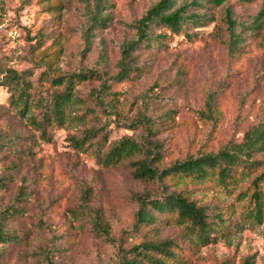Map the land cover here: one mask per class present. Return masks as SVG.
Returning <instances> with one entry per match:
<instances>
[{
  "label": "rangeland",
  "instance_id": "rangeland-1",
  "mask_svg": "<svg viewBox=\"0 0 264 264\" xmlns=\"http://www.w3.org/2000/svg\"><path fill=\"white\" fill-rule=\"evenodd\" d=\"M86 1L90 0H0V66L25 70L33 99L47 95L53 73L93 69L100 76L75 85L68 118L60 127L47 126L49 139L40 136L9 103V91L0 84V138L16 133L13 148L33 149L24 157L11 148L0 149V172L11 160L18 164L14 180L6 190L0 189V211L12 201L20 180L28 183L29 191L26 200L16 203L20 210L6 219L5 227L19 239L0 242V264H115L117 244L163 237L184 245L186 264H245L246 258L250 264H264V220L242 219L245 199L237 195L240 187L226 193L214 180L197 185L187 179L179 185L191 188V196L210 207L231 204L238 225L214 239L201 241L183 224L167 221L156 230L152 226L132 230L136 195L152 194L160 183L135 178L128 163L102 166L93 153L76 149L70 140L71 134L102 124L107 132L104 146L125 134L139 138L146 133L143 126L129 125L139 111L160 120L156 136L166 149L164 164L195 148H217L227 140H239L264 106V29L250 33L245 51L231 57L224 46L223 8L229 5L237 20L249 21L262 0H224L204 8L208 17L191 28L195 32L191 39L177 44L175 37L158 50L142 49L138 62L144 70L138 77L123 80L111 75L117 70L119 44L133 34L126 23L155 0H108L111 19L90 32L87 41ZM45 47L59 51L51 66L39 56ZM178 55L181 58L175 60ZM180 59L181 72L177 71ZM102 82L114 92L103 101L92 98V90L100 89ZM209 90L216 92L219 112L214 130L194 113ZM30 109L38 114L40 107ZM170 111L173 120L163 114ZM257 157L264 168V154ZM84 187L89 194L82 208ZM94 216L115 242L94 232Z\"/></svg>",
  "mask_w": 264,
  "mask_h": 264
},
{
  "label": "trees",
  "instance_id": "trees-1",
  "mask_svg": "<svg viewBox=\"0 0 264 264\" xmlns=\"http://www.w3.org/2000/svg\"><path fill=\"white\" fill-rule=\"evenodd\" d=\"M249 1V0H244ZM224 0H155L139 17L126 24L133 29L130 38L119 44V56L116 61L117 70L111 77L123 80L140 76L144 70L138 62V52L142 49L158 50L165 47L168 41L177 37V44L189 40L195 34L191 28L199 26L208 17L204 8L223 4ZM108 0L86 1L85 28L87 35L105 26L111 19L106 10ZM226 36L224 46L231 57H236L246 47V38L252 32L264 29V0L251 16L249 21L237 20L232 8H223ZM151 51V50H150ZM57 49L43 48L40 58H46L51 66L58 57ZM181 58L176 56L175 60ZM177 71L184 67L182 60L178 61ZM2 78L0 84L9 91V103L26 116L28 122L39 135L49 139L47 126L60 127L68 118V107L75 97L74 87L82 80L100 77L93 69H83L77 72L56 74L49 77L51 88L42 98H32L31 81L25 70H17L11 66H0ZM100 89L92 90L94 99L103 101L105 95H111L109 84L102 82ZM99 91L103 92L100 96ZM216 92L209 90L204 98L203 106L195 109V115L210 123L212 130L218 124L219 112L215 101ZM112 100V98H110ZM146 102V100H144ZM40 107L38 114L32 113L31 106ZM114 105H111L112 109ZM118 113V112H117ZM173 120V112L163 113ZM166 121V120H165ZM160 122L156 116L139 111L131 118V124L142 125L146 133L139 138L125 134L118 139L107 141L106 124L85 127L79 135L71 134L70 140L78 150H88L93 153L96 162L102 166L128 163L135 178L147 181H158L157 190L150 193L136 195L137 209L134 213L132 230L138 231L142 226H152L157 229L159 224L173 222L183 224L189 233H196L201 241L214 239L219 233L225 234L234 230L238 225L231 204H221L220 207H210L191 196V188L181 187L187 179L197 185L208 181L215 182L220 190L232 193L239 188L237 195L245 199L242 219L260 223L264 220V168L262 159L257 155L264 154V106L261 116L243 131L239 140H227L217 148H195L181 158H176L168 164L162 163L167 154L157 138V125ZM163 123V121H161ZM100 133V135H99ZM17 134L7 138H0V149L11 148L20 157L33 152L28 149L12 147V140ZM18 167L16 161L11 160L0 172V189L6 190L14 178V170ZM246 179L243 185V180ZM27 182L20 180L16 193L9 205L0 211V242H15L19 235L5 227L6 219L14 217L20 210L17 202L26 200L29 196ZM87 187L82 188L80 206L85 208L89 194ZM92 228L96 234L104 235L109 241H114L107 234L96 217H92ZM115 242V241H114ZM179 242L163 237L156 239L142 238L125 246L117 244L119 258L115 264H186L187 259ZM245 264H250L246 258Z\"/></svg>",
  "mask_w": 264,
  "mask_h": 264
}]
</instances>
